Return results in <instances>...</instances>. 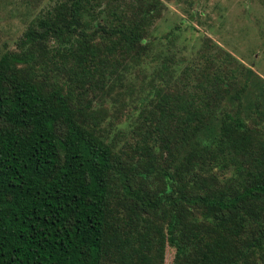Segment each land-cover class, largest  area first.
Returning <instances> with one entry per match:
<instances>
[{"label":"trees","instance_id":"obj_1","mask_svg":"<svg viewBox=\"0 0 264 264\" xmlns=\"http://www.w3.org/2000/svg\"><path fill=\"white\" fill-rule=\"evenodd\" d=\"M165 8L54 0L0 53V264H264V82L177 69Z\"/></svg>","mask_w":264,"mask_h":264},{"label":"rangeland","instance_id":"obj_2","mask_svg":"<svg viewBox=\"0 0 264 264\" xmlns=\"http://www.w3.org/2000/svg\"><path fill=\"white\" fill-rule=\"evenodd\" d=\"M162 1L166 8L155 21L150 38L154 50L174 57L177 69L207 63L210 57L214 66L228 61L239 72L250 68L264 82V0ZM53 3L54 0H0V53L15 48L31 21ZM160 62L161 58L156 57L149 64L160 67ZM173 253L174 249L167 246L166 264Z\"/></svg>","mask_w":264,"mask_h":264}]
</instances>
